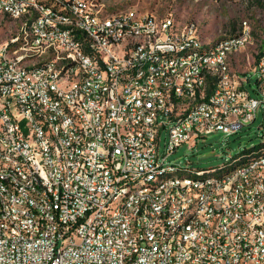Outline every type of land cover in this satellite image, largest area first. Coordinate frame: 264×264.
<instances>
[{"label":"built area","instance_id":"1","mask_svg":"<svg viewBox=\"0 0 264 264\" xmlns=\"http://www.w3.org/2000/svg\"><path fill=\"white\" fill-rule=\"evenodd\" d=\"M85 2L94 0L63 1V8L71 10L72 20L41 9L35 34L26 43L32 44L31 55L11 58V52L0 48V92L6 94V102H0V114L3 122L11 123L13 133V140L6 142L25 151L32 168V177H25L18 169L17 158L0 156V214L10 218V225H0V264H220V258H227L228 264H264V239L255 231V222L264 219V200L260 209H246L251 193H264L260 175L264 159L251 160L235 171L247 177V186L235 184L239 185V194H230L232 185L226 179L196 183V191H183V180L179 184L181 193L189 195V203L201 200L199 210H205V217L196 214L186 234L172 230L174 241H166L164 250H155L161 236L155 220L163 219V227H169L181 210L176 208V193H169V201H159L161 187L144 189L123 202L112 220H104V209L118 187L154 168L178 165L168 157L182 143L189 142L192 147L197 139L213 131L236 133L252 123L259 110L264 114V70L259 69L258 57L246 62L256 73L253 95L244 87L249 78L241 74L240 91L230 96L225 70L219 72H224L223 91H228V98H220V91L208 87V83L191 85L190 75H196L200 61L220 58L224 46L209 56L196 54L169 63V58L159 56L160 48L207 41L197 37V26L190 21L176 20V28H167V19L172 17L168 15L164 18L166 37L152 44L150 54L144 56H157V65L143 68L144 57H137V50L144 42L127 45L126 52H118L119 61L105 59L110 70L107 83L94 84L96 72L87 63L89 80L68 83L60 79V72L46 75V68H52L54 62L69 64V73L76 71L78 62H86L77 48L67 54V60H60V54L58 59L34 57V50L50 49L49 41L72 44L63 35V25L79 33L80 28H87L116 39L128 27L150 25L151 12L140 11V19H133L128 11L127 19L107 22V17L98 18L101 5L87 10ZM0 4L15 10L25 6V0ZM235 34L236 42L246 38L247 28L242 22ZM170 36H177L178 44H171ZM119 75H127V83L122 103H115ZM8 77H17V84H8ZM128 84H137V91H128ZM194 91H206V98H194ZM48 93H58L68 101V108L78 110L86 120V136H79L66 120V113H59L55 102L48 100ZM7 95L18 97V105L31 119L38 139L40 122L51 126L54 141V123L62 121L67 148L57 147V153H50L42 141V152L49 153V161L33 160L30 148L21 140L19 126L8 114ZM153 109H160L159 118H151ZM207 110L223 114V121L207 124ZM96 113H103V120H96ZM233 113H242V120L231 122ZM172 118H179V125H172ZM116 126L132 129V137L118 136ZM154 133H161V139L163 136V149L160 142H154ZM257 148H264V141ZM252 167H259V176H252ZM165 183L174 181L163 182L162 186ZM251 183H258V191H250ZM6 205H14L19 218L6 214ZM125 209L134 210L136 222H129ZM116 217H123V224H116ZM131 223H138V231H131ZM141 230H150L151 238H141ZM131 232H138V239H131ZM215 238L224 239V249H215ZM250 255H257V263H250Z\"/></svg>","mask_w":264,"mask_h":264},{"label":"bare ground","instance_id":"2","mask_svg":"<svg viewBox=\"0 0 264 264\" xmlns=\"http://www.w3.org/2000/svg\"><path fill=\"white\" fill-rule=\"evenodd\" d=\"M8 1V0H0ZM64 4H71V0H25V6L21 8L4 9L0 4V14L17 22L21 30L14 36L0 43V48L4 52H11V58H23L31 55L32 44H26L27 40L32 39L35 34L38 18L41 9L56 12V16L64 20H72L70 9L63 8ZM94 0V2H85V9L95 10V5H101L98 9V18L107 17V22H117V19H127V12L133 19H140V11L127 9L120 12L107 13L104 11L105 1ZM107 1V0H106ZM30 10V15H29ZM166 17V16H165ZM150 13L149 27H128L126 33H120L118 39L112 35H102L101 32H94L92 29L80 28V33L71 28L70 25H63V35L68 37L72 44L61 45L60 41H49L50 49L34 50L35 58L50 57V59L67 60V54L75 53L76 48L81 54H84L86 62H78L76 71L69 73V64L64 62H54L52 68H46V75H55L60 72V79H67L68 83H77L80 80L90 79V70L86 63L91 65L96 72L94 75V84H103L109 82L110 70L105 61H119L118 52H126L127 45L144 44L138 46L137 57H144L150 54L152 44H157L166 37V27H164V18ZM22 23V24H21ZM247 28L246 38L243 41L236 42V34L225 35L217 39L214 43L187 44L179 47H164L159 49V56L169 58V63H177L178 60L192 57L196 54L209 56L215 54L220 47V58H211L210 60H201L196 68V75H190L191 85H200L214 87L215 91H220V98H228V91H223L224 72L226 75V87H229L230 96H237L240 91L241 76H239L230 65V55L246 48L253 41V31L246 21H242ZM167 28H176V22L173 17H168ZM197 37L201 39L197 33ZM93 43V47L90 43ZM235 42V43H234ZM171 44H178L177 36H170ZM104 56V59L103 57ZM151 65H157V56L144 57L143 68H150ZM258 66L264 70V48L258 55ZM69 73V74H68ZM127 83V75H119V83H116L114 91L115 103H122L124 96V84ZM8 84H17V77H8ZM128 91H137V84H128ZM194 98H206V91H194ZM48 100L55 102L59 113H66V120L70 121L73 128L77 130L79 136H86V120L77 109L68 108V101H64L58 93H48ZM0 102H6V94L0 92ZM8 114L19 126L21 140L25 146L30 148L31 158L39 162H48L49 153L42 152V141L47 145L50 153H57L58 148H67L64 123L55 121L54 123V141L51 132V126L47 122H40L41 139L36 138V128L31 125V119L28 114H23L21 106L18 105V97L7 95ZM160 109L151 110V118H159ZM96 120H103V113H96ZM242 120V113H233L231 122ZM223 121V114L214 115V110H207L206 123L218 124ZM24 122L26 131L22 130L21 123ZM172 125H179V118H172ZM118 136L132 137V129L125 126H116ZM0 156L9 160L18 161V169L24 172L25 177H32V168L30 167V158L25 151H18L17 148L9 147L6 141L13 140L11 123L3 122V116L0 114ZM161 133H154V142H160ZM254 148V147H253ZM241 153V152H240ZM231 156L229 161L213 168H194L191 165H175L168 167L154 168L149 174L136 176L133 181H127L124 187H118L116 193L110 198V202L104 209V220H112V217L118 213L122 203L131 200L132 194H138L144 189H153L161 187L158 192L159 201H169V193H176V208L181 209L169 223V227H163V219L155 220V228H161V236L155 242V250H164L166 241H174L173 231H179V234H186V229L193 227V219L196 214L198 217H205V210L201 209V200H193L189 203V195L181 193V184L183 180V191H196V183L207 181L225 180L230 187V194H239V185L247 186V177L243 172H235L243 169L254 159H264V148H254L249 152ZM260 175L264 180V168H260ZM252 176H259V167H252ZM174 181V183L163 182ZM250 191H258V183L250 184ZM264 200V193H251L250 201L246 202V209H260ZM189 205L187 206V204ZM6 214L12 218H19V211L14 205H6ZM125 217L129 222H136V214L132 209H125ZM116 224H123V217H116ZM0 225H10V218L0 214ZM131 231H138V223H131ZM255 231L264 239V219L255 222ZM141 238H151L150 230H141ZM131 239H138V232H131ZM215 249H224V239L215 238ZM250 263H257V255H250ZM220 264H228L227 258H220Z\"/></svg>","mask_w":264,"mask_h":264},{"label":"rangeland","instance_id":"3","mask_svg":"<svg viewBox=\"0 0 264 264\" xmlns=\"http://www.w3.org/2000/svg\"><path fill=\"white\" fill-rule=\"evenodd\" d=\"M104 1V11L107 13L135 9L151 12L158 17L170 15L175 22H193L197 26V33L205 41H214L234 32L242 21H246L253 31V41L258 39V43H264V0H117L113 5H108L111 0ZM18 27L17 22L0 16V43L16 35ZM246 76L249 81L245 82L244 87L253 95L256 73L250 69ZM21 124L22 130L26 131L24 122ZM163 141V136L162 139L160 136L161 149ZM263 141L264 114L259 110L256 119L238 132L226 134L213 131L197 139L192 147H189V142L182 143L168 160L194 168H213Z\"/></svg>","mask_w":264,"mask_h":264},{"label":"crops","instance_id":"4","mask_svg":"<svg viewBox=\"0 0 264 264\" xmlns=\"http://www.w3.org/2000/svg\"><path fill=\"white\" fill-rule=\"evenodd\" d=\"M0 16H5V15L0 14ZM234 33H235V31L228 33V34H225V35H232ZM215 41L216 40H214V41L207 40L206 43H214ZM258 41H259L258 39L256 41L254 40L250 44H248L246 46V48L239 50V51L233 53L232 55H230L229 60H230L231 68L239 76H241V74H246V72L251 69L252 66L248 65L246 62H252V59H256L258 57L259 53L261 52V50L263 49V47H260L262 42L258 43ZM237 67H239V68H237Z\"/></svg>","mask_w":264,"mask_h":264},{"label":"trees","instance_id":"5","mask_svg":"<svg viewBox=\"0 0 264 264\" xmlns=\"http://www.w3.org/2000/svg\"><path fill=\"white\" fill-rule=\"evenodd\" d=\"M264 48V47H263ZM260 146V144H256V145H254V146H252V147H250V148H248V149H246V150H244V151H241V153H245V152H249L250 150H252V149H254V148H257V147H259ZM254 147V148H253ZM240 153V152H239ZM239 153H237V154H239ZM240 153V154H241ZM236 155V154H235Z\"/></svg>","mask_w":264,"mask_h":264}]
</instances>
